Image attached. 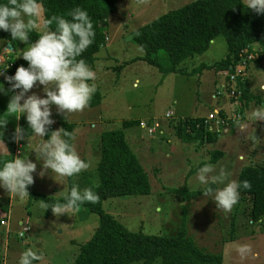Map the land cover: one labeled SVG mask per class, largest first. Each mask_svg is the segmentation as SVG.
Wrapping results in <instances>:
<instances>
[{
  "label": "rangeland",
  "instance_id": "1",
  "mask_svg": "<svg viewBox=\"0 0 264 264\" xmlns=\"http://www.w3.org/2000/svg\"><path fill=\"white\" fill-rule=\"evenodd\" d=\"M194 1L119 0L118 11L109 17L104 30L108 40L96 54L93 65L97 76L94 83L101 96L100 104L65 116L57 114L55 106H52L51 118L55 123L50 131L60 129L62 124L74 125L75 138L72 143L80 158L89 164L87 170L73 176L74 186L81 190L88 187L77 185L80 183L77 177L93 174L99 163L100 135L111 130L123 131L128 146L147 174L150 193L146 196L106 199L102 203V210L129 231L172 237L180 232L184 222L186 237L202 252L221 256L222 264H264V218L261 222L252 223L249 217L250 203L241 198L230 213L216 209L211 198H204L201 194L203 186L197 179L198 169L210 163L215 169L212 175L219 176L223 170L229 180L237 181L242 167L263 161L256 157L258 155L260 158L264 153L261 127L250 119V126L239 129L245 118L248 121L253 105L246 108L248 110L241 108L238 102L240 90L236 85V92L235 84L231 85L230 81L233 74L227 80V73L216 75L213 70L201 68L225 58L227 47L224 38L216 37L206 52L186 60L181 65L184 74H165L142 61L144 51L133 40V33L138 28ZM36 24L34 30L40 33L42 17L36 18ZM5 45L4 41H0L3 65L7 61L6 56L11 53L3 50ZM24 47L17 50L14 60L20 59L16 57ZM259 49L258 46L252 47L253 51ZM156 57L162 65L168 64L165 52H157ZM242 71L245 78L253 77L250 81L252 90L256 91L253 94L261 99L260 105L254 109L264 106V91H261L264 86V61L260 66L244 64ZM0 82H3L2 76ZM5 88H8L7 84ZM32 91L43 96L40 88ZM11 95V92L0 95V118L9 120L3 129L6 148L0 145V157L8 155L11 133L17 125L20 126V120L9 117L6 112ZM213 108L222 112L212 111L227 122L224 128L228 131L220 133L213 144L182 141L178 129L181 120L197 118ZM131 121L134 122L133 126L122 127L123 122ZM137 122L139 125L135 124ZM154 122L159 124V129L149 136L147 129ZM141 124H144L143 128ZM259 124L264 125V121ZM41 142L32 134L19 144L14 143V147L20 152L18 157L28 156V159L37 162L33 148ZM215 150L222 152L223 156L210 162ZM239 156L243 159H238ZM40 168L41 162H37V173ZM33 176L34 183L28 188L33 193L62 198L69 192L67 178L54 173L46 174L43 178L36 173ZM213 186L220 188L223 185L216 183ZM188 193L195 196H187ZM41 203L31 196L18 198L0 189V205L10 204L9 212L16 219L10 223L7 233L6 227L0 228V257L5 264H17L22 252L27 249L38 250L43 257L34 264H72L80 246L90 239L98 225V216L83 208L69 216L55 217L51 212L46 214ZM18 220L28 222V231L23 233L22 238L18 237L21 230L16 224ZM244 244L252 246L255 256L242 258L239 255L237 249Z\"/></svg>",
  "mask_w": 264,
  "mask_h": 264
},
{
  "label": "trees",
  "instance_id": "2",
  "mask_svg": "<svg viewBox=\"0 0 264 264\" xmlns=\"http://www.w3.org/2000/svg\"><path fill=\"white\" fill-rule=\"evenodd\" d=\"M7 0H0L6 3ZM119 0H41L44 7L42 20L51 16L64 15L76 7L88 12L95 31L93 44L82 54L86 63L92 68L95 56L105 43L104 30L110 16L116 15ZM68 18V17H66ZM70 19V18H69ZM55 27V25H53ZM41 33L33 30L30 40L34 41ZM222 36L227 47L225 58L210 66L203 65L202 69L213 70L215 73L236 72L242 64L254 63L261 65L264 61V15H257L247 10L242 0H196L184 7L164 13L146 23L133 33L134 42L142 48V61L157 68L162 73L184 74L181 65L188 59L206 52L214 39ZM10 40V34L0 31V41L5 44ZM14 51L7 56L6 75L14 74L18 66L27 67L22 59L14 60L17 50L24 46L18 41H12ZM26 46V45H25ZM259 50L253 51L252 47ZM163 51L168 64L162 65L156 53ZM245 60V61H244ZM246 66V65H245ZM248 70V69H247ZM249 76L244 82L238 78L240 90L239 101L241 108H253L260 105V96L253 93ZM260 90V89H259ZM254 91V92H253ZM101 96L96 91L89 108L100 104ZM243 108V109H244ZM246 109V110H248ZM242 109L240 110L242 114ZM221 114V113H220ZM20 127L32 135L24 117L20 118ZM139 125V123H135ZM134 122H123L122 127L133 126ZM60 128L72 133L74 125L62 124ZM182 141H197L213 143L218 138L215 132L205 129L204 119L185 118L178 127ZM50 131V130H49ZM14 143L8 145V155L0 157V166L9 159H14ZM222 154L212 153L210 162L217 161ZM80 183L92 188L99 200L95 204L85 203L83 208L88 213L98 216V225L93 235L83 243L72 264H222L219 255L206 254L198 249L194 242L186 237L184 222L180 232L172 237L146 235L131 232L112 215L102 210V203L109 198L125 196H146L150 193L147 174L137 157L128 146L122 130H111L100 135V160L93 174L78 176ZM248 181L249 190L240 189V198L249 201V217L252 223L261 222L264 218V162L250 163L241 168L237 182ZM69 192L74 187L73 177L67 178ZM212 187H214L212 185ZM68 192V193H69ZM29 196L42 202H63L62 198H50L28 190ZM195 196V194H187ZM51 210H46V214ZM7 210L0 208L1 223L7 219ZM0 257V264H4Z\"/></svg>",
  "mask_w": 264,
  "mask_h": 264
},
{
  "label": "clouds",
  "instance_id": "3",
  "mask_svg": "<svg viewBox=\"0 0 264 264\" xmlns=\"http://www.w3.org/2000/svg\"><path fill=\"white\" fill-rule=\"evenodd\" d=\"M243 4L247 10L264 15V0H243ZM44 12L41 0H7L0 3V31L10 34L3 50L14 51L12 41H18L26 46L16 58L27 62V67L18 66L12 75H6L8 65L0 70L3 77L0 95L12 93L6 108L9 117L18 121L23 116L32 134L42 141L33 148L36 161L41 162L38 173L37 162L28 159V156L6 160L0 166V189L18 198L29 196L28 188L34 183L33 173L41 178L50 173L71 178L89 167L78 155L72 143V133L61 128L49 130L55 123L51 118L52 106H55L57 114L63 116L81 112L89 106L97 91L94 83L96 72L81 58L94 42L93 22L86 10L76 7L66 14L68 18L64 15L44 18L41 34L32 41L30 33L37 27L36 18L43 17ZM34 88H40L43 96L32 91ZM261 91H264V86ZM249 118L264 121V106L253 109ZM8 122V118H0V145L5 148L3 129ZM26 136L25 129L17 125L10 139L12 143L19 144ZM46 136L47 139H44ZM214 171L210 163L198 169L197 179L203 186L201 194L204 198L210 197L216 209L230 213L239 202L240 189L249 190L251 185L246 180H229L223 170L219 176H214ZM216 183L223 186H211ZM98 200L99 195L92 188L81 190L74 186L63 197V202H42L41 208L45 211L50 209L55 217L69 216L85 203L95 204ZM237 252L242 258L255 256L249 244L239 246ZM42 258L38 250L27 249L22 252L17 264H34Z\"/></svg>",
  "mask_w": 264,
  "mask_h": 264
},
{
  "label": "built area",
  "instance_id": "4",
  "mask_svg": "<svg viewBox=\"0 0 264 264\" xmlns=\"http://www.w3.org/2000/svg\"><path fill=\"white\" fill-rule=\"evenodd\" d=\"M2 65H3V63L1 62V59H0V70H2L1 69ZM243 65L244 64H242V67L240 65L238 67V69L236 70V72L230 77L231 85H232V83H234L235 86H236L238 78L240 79L241 82L245 81V79H246L245 78V74L242 71ZM236 92H237V86H236ZM232 93H234V88H232ZM204 125H205V129L208 132H215L218 136H219L220 133H222V132L224 133V132L228 131L227 129L224 128V126L227 125V122H225L219 115H217V113H214V112H212V113H210V114H208L206 116V118L204 120ZM141 127L143 128L144 124H141ZM158 129H159V124L157 122H154L153 124H150V128L147 129V133H148L149 136H152V135L156 134ZM209 129H211V131H209ZM220 130H223V131H220ZM27 225H28L27 220L25 222L24 221L20 222L19 228L21 230H20V232L18 234L19 238H22L23 237V233L28 231Z\"/></svg>",
  "mask_w": 264,
  "mask_h": 264
},
{
  "label": "crops",
  "instance_id": "5",
  "mask_svg": "<svg viewBox=\"0 0 264 264\" xmlns=\"http://www.w3.org/2000/svg\"><path fill=\"white\" fill-rule=\"evenodd\" d=\"M108 40V38H107V34H105V42ZM95 58H96V56H95ZM6 59H7V56H6ZM92 69H93V67H92ZM94 70V69H93ZM216 75H219V74H221V73H215ZM212 98L213 99H215V97H213L212 96ZM212 111H215V112H217V113H220L221 111L219 110L218 111V109L217 108H213L211 111H209L208 113H210V112H212ZM207 113V114H208ZM222 113V112H221ZM207 114H204V115H201V116H199V117H197V118H199V119H204L205 120V117H206V115ZM246 119V118H245ZM243 120L242 122H241V124H240V126H239V129L240 130H243L244 128H246L248 125L250 126L251 124H249V123H251V122H249L250 121V118H248V121H247V119L246 120ZM256 122V126H259V127H261V129H262V134H261V136L262 137H264V125L262 124V125H260L259 124V122L260 121H255ZM253 123V122H252ZM74 138H75V134H74ZM216 142V141H215ZM215 142H213V143H215ZM213 143H211V144H213ZM74 145V144H73ZM15 148V150H14V156H13V158H16V157H18V155H20V152L17 150V147H14ZM214 152H219V153H221L222 154V152H220V151H218V150H215V151H213V153ZM222 156H223V154H222ZM256 157L258 158V159H261V160H263L262 162H264V153H262V156L259 158V156L258 155H256ZM238 159H243L242 158V156H239L238 157ZM253 163V162H252ZM238 177V176H237ZM8 207V208H7ZM0 208H4V209H6L7 210V219H6V221H4L2 224H1V227H6V233H7V228L9 227V225H10V223H12L13 221H15L16 219L14 218H12V215H11V213L9 212L10 211V204L8 205V206H6L5 204H2V205H0ZM20 222H22L21 220H18L17 221V226H19V224H20ZM0 227V228H1ZM3 237V239H4V235L2 236ZM5 246H6V238H5ZM6 256V255H5ZM5 264V263H4Z\"/></svg>",
  "mask_w": 264,
  "mask_h": 264
},
{
  "label": "water",
  "instance_id": "6",
  "mask_svg": "<svg viewBox=\"0 0 264 264\" xmlns=\"http://www.w3.org/2000/svg\"><path fill=\"white\" fill-rule=\"evenodd\" d=\"M6 46V45H5ZM12 52V51H11Z\"/></svg>",
  "mask_w": 264,
  "mask_h": 264
}]
</instances>
